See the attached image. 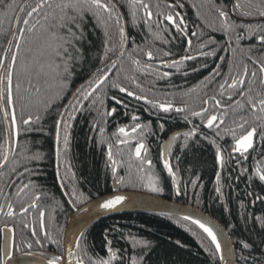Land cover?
<instances>
[{
	"label": "trees",
	"instance_id": "1",
	"mask_svg": "<svg viewBox=\"0 0 264 264\" xmlns=\"http://www.w3.org/2000/svg\"><path fill=\"white\" fill-rule=\"evenodd\" d=\"M28 1L0 0V60L5 59L18 15ZM139 1L132 0L135 5H130L129 0H101L110 9L105 11L91 0H33L24 10L8 59L9 63L13 55L17 57L14 83L20 89H14L15 129L8 118L13 153L0 173V264L5 228L13 229V255L62 254L73 206L112 193L115 177L122 182V191L150 194L209 214L230 234L237 264H264V181L259 179L264 172V112L258 110L264 99L260 70L264 67L260 39L264 0H239L235 8L239 9L236 16L261 19L253 23L221 19L214 9L224 5L228 10L229 0H194L195 4L184 6L189 20L181 25L203 32L191 43L199 48L209 44L211 55L181 64L184 74L178 77L153 67L149 52L141 48V42L153 38L145 30L152 29L137 18L144 5ZM41 3L44 7L29 16ZM24 20L29 23L25 25ZM225 23L232 30L225 31ZM176 38H167L171 47L160 38L165 51L151 52L152 57L168 64L184 56L180 49L187 40ZM207 76L209 87L196 85ZM234 79L244 84L232 88ZM115 85L134 95L120 92ZM3 103L6 110V100ZM161 105L171 108L165 112ZM177 108L185 111L176 117ZM62 113L68 125L67 145L64 124L57 142L56 122ZM213 115L218 119L209 128ZM28 117L32 119L26 125L23 120ZM252 128L256 129L253 147L245 160L235 145ZM177 132L182 134L169 151V174L163 145ZM141 143L145 148L138 158L135 152ZM7 151L0 102V165ZM152 186L159 191L153 192ZM33 203L36 207H29ZM9 204L11 217L5 214ZM23 208L28 211L22 212ZM77 259L83 264L101 260L107 264H221L215 246L198 226L158 214H124L98 221L82 237Z\"/></svg>",
	"mask_w": 264,
	"mask_h": 264
},
{
	"label": "water",
	"instance_id": "2",
	"mask_svg": "<svg viewBox=\"0 0 264 264\" xmlns=\"http://www.w3.org/2000/svg\"><path fill=\"white\" fill-rule=\"evenodd\" d=\"M33 0H29L20 11L14 33L12 35L7 53L4 59L5 64L8 63V59L11 53L12 46L16 37L17 27L19 20L27 8L28 4ZM125 53V51H124ZM122 54V56L124 55ZM165 67V66H164ZM4 72H0V76H3ZM0 89H3V85H0ZM1 108L3 115L5 112L3 99H0ZM4 121L6 125L7 135H8V151L7 159L5 160L2 167H0V173L5 170L8 166L12 153H13V142L12 134L8 122V118L4 115ZM31 123V122H30ZM29 123V124H30ZM28 125V124H27ZM182 134V132H177L173 134L163 146L164 149V159L168 160L169 150L172 146V143L176 136ZM222 162L219 161V171L221 169ZM111 166H114L113 161L111 160ZM116 174V172H115ZM113 192L96 198L90 203L86 204L81 209L77 210L72 217L70 218L64 234H63V256L60 257V264H76L77 259V250L79 243L84 236L85 232L93 226L98 221L113 216H119L124 214H158L163 216H173L180 219H184L185 216L189 217L186 221L193 223V220L204 223L206 226L210 227L217 236V241L221 245V251L218 253L221 264H237L236 250L231 239L230 234L221 225L216 219H214L209 214L175 201L166 200L153 196L150 194L137 192V191H122V182L118 180L117 177L113 179L112 182ZM117 195H122L125 197V200L122 204L118 205L115 209L106 210L101 207V205L107 200L114 199ZM194 224V223H193ZM198 226L197 224H195ZM199 227V226H198ZM201 229V228H200ZM202 230V229H201ZM203 231V230H202ZM13 243L14 236L13 232H7L6 228L3 231V240H2V257L3 264H48V261L43 260L35 255L23 254L16 257H13ZM78 244V246H77ZM73 253L72 256L68 255V252ZM223 257L224 259H221Z\"/></svg>",
	"mask_w": 264,
	"mask_h": 264
},
{
	"label": "snow or ice",
	"instance_id": "3",
	"mask_svg": "<svg viewBox=\"0 0 264 264\" xmlns=\"http://www.w3.org/2000/svg\"><path fill=\"white\" fill-rule=\"evenodd\" d=\"M91 3L96 8L104 9L105 11H110V9L108 8V6L106 4L101 3V0H91ZM43 7H44L43 3L38 4L36 7L32 8L31 12H29L28 15L31 16L33 13L37 12L40 8H43ZM236 7H239V5L237 4ZM145 8H147V5H145ZM148 15H149V17H151V13H148ZM219 15L222 18H226L227 13L221 10L219 12ZM261 15L264 16V12H261ZM165 19L169 23L175 25L177 27V30H181L179 28V25L176 24V21L173 18V16L168 15V16L165 17ZM23 23L25 25H27L29 23V21L28 20H24ZM179 23L183 24L184 23L183 19H181ZM224 27H225V31L232 30L231 26L228 25L227 23H225ZM121 35L123 37V32H121ZM193 35H195V33H193ZM20 38L23 39V31L20 32ZM260 39H261V41H264V36H261ZM190 43L191 42L189 41V44ZM16 47H17V50H19L20 45L17 44ZM209 55H211V53H209ZM147 56H148L149 59H152V53L151 52L147 53ZM186 59H191V57H186ZM16 61H17V57L15 55H13L11 57V60H10V62L8 64H5L4 60H0V71H3L5 73V75L0 76V85H3V89H0V99L6 100L7 108H6L5 112H4V115H5L6 118L10 119V124H11L13 129L16 128V124H17V118H16V114H15L14 89L16 91H19V89H20V84L19 83H14V74H15L14 70H15V66H16ZM134 63L139 64V61H134ZM260 70L262 72H264V67H261ZM164 75L167 76L168 73H165ZM245 75H247V70L246 69H245ZM252 75L255 76L256 74L252 73ZM104 79H106V77H104ZM99 83H103V79H101ZM238 83L242 86L244 84V81L243 80L237 81V80L234 79L229 86L232 87V88H235ZM96 87H99V84H97ZM115 87H118L120 92H126L128 96H133L134 95L133 92L128 91L127 89H125L122 86L115 85ZM223 87H224V85H221V88H223ZM93 91H95V88L93 89ZM87 95H91V93H88ZM85 98H87V96H85ZM137 99H140V97H137ZM212 99H215V98L213 97ZM117 103H119V101H117ZM204 103L207 104L208 101L205 100ZM250 103L252 105L253 111H256L257 110L256 104L254 102H251V101H250ZM217 105L219 106V102L218 101H217ZM160 107H161V109L163 111L167 112V111L170 110L171 105H168V106L161 105ZM258 110L260 112H264V99H261L259 101V109ZM112 111L114 112L115 109H113ZM176 111L177 112H183V111H185V109L184 108H177ZM206 111H207V109H203L202 110V112H206ZM202 112H193V115L194 116H200V115H202ZM63 115L64 114L62 113L60 119L57 120V122H56L57 142H59V133H60L61 125L64 124L65 125L64 143H65V145H67V143H68V137H67V127H68V125L64 121ZM69 118L70 119H74V117H72V116H70ZM31 119H32L31 117H28L27 119L23 120V123L27 125V124H29L31 122ZM37 119H39V117H37ZM133 119H136V117H133ZM217 119H218L217 116H215V115L211 116V118L208 119L207 126L209 128H211L213 126V122L216 121ZM241 127H243V124L241 125ZM133 130L135 131V129H133ZM119 131L121 133H123V134H126L124 128L119 129ZM255 133H256V129L252 128L250 131L247 132L246 135H244L243 137L238 139L237 143L235 145L236 150L237 151H241L242 153L248 151V149H250L252 147V145H253V137H254ZM185 135H188V134H185ZM144 148H145V145L143 143L139 144L138 147L136 148L135 154H136V156L138 158L141 156V150L144 149ZM57 155H58V158H59V151H58ZM111 158H112L111 154L109 153V159H111ZM5 159H7V158L5 157ZM217 159H218V161L222 162V158L219 155V153L217 154ZM148 163L151 164V161H148ZM0 167H2V165H0ZM164 167L166 169H168L169 174H171L172 169H171V167H170V165L168 164L167 161H165ZM259 179L261 181H264V172L260 173ZM151 190L153 192L159 191V189L156 188L155 186H152ZM217 191H219V188L217 189ZM179 194H180L179 191H177V195H179ZM36 199H39V197H37ZM124 200H125L124 196L117 195L114 199H110V200H107L106 202H104L101 205V207L106 209V210L115 209L118 205L122 204ZM29 207H36V204L33 203V204L29 205ZM0 211H2V208H0ZM27 211H28V208H23L22 209V212H27ZM5 214L7 216H10V217L13 216L14 212H13V208H12L11 204L8 205V211ZM40 215H41V217H43L44 213L41 212ZM184 219L187 220V219H189V217L185 216ZM193 223L197 224L199 226V228H201L203 230V232L207 234V236L211 240V243L215 246V251L217 253H219L221 251V245L217 241V236L213 232V230L210 227L206 226L204 223H201L199 221L193 220ZM6 231L10 233V232L13 231V229L7 228ZM33 235H35V232H33ZM37 243H39V241H37ZM27 246L30 248L31 244H28ZM77 246H78V244H77ZM244 247L247 248L248 245L245 244ZM68 255L72 256L73 253L71 251H69ZM221 259H224V258L221 257ZM60 260H61L60 257H56L53 260H49L48 264H60ZM76 264H83V262L81 260H77ZM99 264H107V261L101 260V261H99Z\"/></svg>",
	"mask_w": 264,
	"mask_h": 264
},
{
	"label": "flooded vegetation",
	"instance_id": "4",
	"mask_svg": "<svg viewBox=\"0 0 264 264\" xmlns=\"http://www.w3.org/2000/svg\"><path fill=\"white\" fill-rule=\"evenodd\" d=\"M208 1L210 3V0H204V2H208ZM213 1L216 3L225 2V0H213ZM134 2H136V1H134ZM139 2H143L144 5H143V8L141 9V13H139L137 15V18H138V20L141 19V20L145 21V27H150L152 29V30L145 29L148 32L147 33L148 36L153 38L152 41L150 42V41L146 40L145 42H141L142 43L141 48H143L146 52L165 51L166 47H164V48L160 47V44L162 43V41H160V38L161 39L165 38V43L169 47H171V43H170V40H167V38L174 39V37L175 38L176 37H178V38L184 37L187 40L185 46H183L180 49L181 54L186 53L184 56H182L181 58H175L173 61L168 62V64L158 62L155 60L154 57H152L150 64L153 67H159L160 69H163L165 71L166 70L170 71L172 74L174 73L175 77H178V76L184 74V71L181 69V66L184 67L185 65H181V64L186 63V62H187V64L193 63L194 61H196L200 58H204L209 53V51H210L209 44H206L201 48L197 47L196 43H195V46H193V43L189 44V41L192 42L193 38L198 40L201 36H204V35H202L203 32L197 31L195 29L185 28L184 26H182L179 23L181 19H183L184 22L189 20V15L186 14L187 8L185 9L183 7L184 6L188 7L192 4H195L194 0H140ZM129 3H130V5H135L132 2V0H129ZM239 3H240L239 0L238 1L237 0L236 1L235 0H229L228 10L225 9L224 5H221L220 8H215L214 11L218 12V14L221 10L226 12L227 13L226 18L221 17V19H225V20L234 19L238 22H247V23H253V22H257L258 20H261L259 18H254V17L249 16V15H247L246 19H244L240 16H236V12L239 11V9L235 10V8H236L237 4L239 5ZM145 5H147V8H145ZM148 13H151V17H149ZM168 15L173 16V18L176 21V24L179 25V28L181 30H177V27L175 25L169 23L165 19V17ZM200 18H202V17L199 16V19ZM252 18H254V19H252ZM262 21H264V20H262ZM126 31H127V29H126ZM193 33H195V35H193ZM208 35L209 34H207V36ZM178 38H176V39H178ZM127 41L129 42V38ZM174 48H175V46H174ZM200 51H203V53L201 55H199ZM196 52H199V53H196ZM186 57H191V59H186ZM171 63L172 64L174 63V66L171 67L170 66ZM202 84L206 87L210 86L209 76H207L204 79L198 80L196 83V85H202ZM175 98H177V97H175ZM193 98H194V96L191 95V99H193ZM208 100H210V97H208ZM178 114H179V112H177V111L174 112V115L176 117ZM252 147H253V145H252ZM252 147L250 149H248V151L243 152V153L241 151H238L237 154H239V156L242 155V157H244L246 160L248 158V154L252 150ZM240 159L241 158H239V160ZM235 160H238V158L237 159L235 158ZM148 165L151 166L152 163L151 164L148 163ZM111 168L114 169V167H112V166H111ZM114 173H115V171H114ZM65 187L63 186V191L65 193V196H68ZM68 190H70V189H68ZM90 202L91 201H89L88 203H90ZM88 203L86 202L85 204H82L80 207H78L77 205H74L73 206V214L77 210L81 209L82 207H84ZM72 215H71V217H72ZM69 220H68V222H69ZM62 245H63V240H62ZM19 255H23V254H14L13 257L19 256ZM62 256H63V253L62 254L53 253V254H50L49 256H45V257H41V258L43 260L49 261V260L55 259L56 257H62Z\"/></svg>",
	"mask_w": 264,
	"mask_h": 264
}]
</instances>
